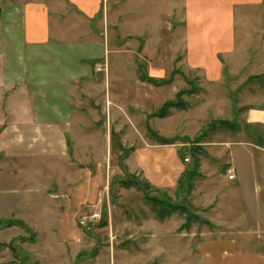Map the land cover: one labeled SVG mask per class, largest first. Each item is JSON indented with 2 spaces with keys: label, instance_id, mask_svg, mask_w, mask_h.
<instances>
[{
  "label": "rangeland",
  "instance_id": "obj_1",
  "mask_svg": "<svg viewBox=\"0 0 264 264\" xmlns=\"http://www.w3.org/2000/svg\"><path fill=\"white\" fill-rule=\"evenodd\" d=\"M21 1L0 0V18ZM61 3L52 17L68 41L83 40L73 56L94 65L74 90L75 129L8 125L35 88L6 76L26 77L32 54L14 47L18 24L0 38V264H257L264 5L237 11L232 45L214 48L207 69L189 64L182 3L106 0L92 19ZM56 89L58 102L35 106L42 119L65 121ZM164 151L176 174L154 164ZM238 175L246 188L237 192ZM96 211L100 219L81 224Z\"/></svg>",
  "mask_w": 264,
  "mask_h": 264
},
{
  "label": "crops",
  "instance_id": "obj_2",
  "mask_svg": "<svg viewBox=\"0 0 264 264\" xmlns=\"http://www.w3.org/2000/svg\"><path fill=\"white\" fill-rule=\"evenodd\" d=\"M65 1L73 4V6L78 8L81 14L91 19L100 12L103 3L106 2V0H22L15 5V8L9 7V11H7L8 14H3L0 18V22L3 23V28L0 25V38L2 33H8L7 23L18 24L19 33H16V37H14V39L18 41L15 43L14 47H18L19 44H25L23 47L27 49L28 54L31 53L33 56H31L32 59L28 57L30 58L28 60L31 61H28L30 67L27 68L28 73L26 72V77L22 74V76H18V73L16 76H6L11 82L22 80L25 85L35 88L31 104H26L13 114L12 123L10 122L8 124L13 128L18 125H26L27 129L32 130L35 128L43 129L44 125H46L50 130L55 131L64 124H68L72 129L76 128L77 122L74 120L73 116L74 112L77 111L72 108V104H74V90L80 86L81 82L84 83L92 77L94 65L85 64L88 62L86 59H78L73 56L74 54L80 53L79 51L77 52V49L83 47V45L81 46L83 40L80 39V41L76 42L68 41L67 39L72 35H69V32L65 34L66 25L62 26L64 22L59 23L51 15V8L63 6L64 4L61 2L65 3ZM122 1L144 2L161 6H165L166 4L171 6V4H173L172 6L175 7L180 6L182 3L184 6L183 21L188 27L186 35L188 51L186 53L188 54L189 64L190 66L204 67L207 69L211 65L207 62L209 61L210 55H216V52L213 51L214 48L220 52L229 49L232 45L231 39L234 37L232 35L234 31V28L232 30V22L235 23L234 17L237 11L240 9V13L252 8H262L264 5V0ZM8 27L10 28V26ZM18 34H20V37H18ZM200 39L201 41L203 40V44H200ZM208 42L211 44L208 45ZM85 45L88 44L85 42ZM10 51L9 49V52ZM13 76L16 79H14ZM15 84L16 83L13 85L15 86ZM56 88H64L63 101L68 107L65 121L42 119V115L39 112L40 109L35 106L40 100H42V102H58L59 95L55 94L57 92ZM17 93L18 92H16L14 96ZM28 106H31V108L33 106V109H29ZM53 108L55 112H59L57 107L54 106ZM81 119L82 118H79V120ZM262 120V122H264V115L262 116ZM50 134H54V132L52 133V131H50ZM167 152L168 151H164L156 155L154 164L159 169L162 167L166 168V174H176V168L178 166L174 168L171 166L170 162L166 160ZM156 153L157 152H155V154ZM234 165H238L235 159L230 168H233ZM180 172L179 176L175 179V181L177 180L176 183L179 182ZM257 173L258 172L255 171V177L258 175ZM238 178L240 179V183L237 185V192L242 188H246V186H243L246 182L245 175H238ZM157 179L159 178L157 177ZM260 180L261 182H259L258 179L254 180L253 197L257 200V207L253 215V231L255 239H258V241L256 240L257 246L255 247L257 249L255 252H257V258L260 260L257 264H264V245L262 243V240H264V180ZM154 182H156V179H154ZM252 190L253 187L251 186L250 191ZM235 231L242 232L239 228H236ZM238 235L233 237L235 239L232 240L233 245L236 244L235 242ZM237 243L238 245L241 244L239 240H237ZM239 253V250L235 247L234 254L240 256Z\"/></svg>",
  "mask_w": 264,
  "mask_h": 264
},
{
  "label": "built area",
  "instance_id": "obj_3",
  "mask_svg": "<svg viewBox=\"0 0 264 264\" xmlns=\"http://www.w3.org/2000/svg\"><path fill=\"white\" fill-rule=\"evenodd\" d=\"M227 173H228V178L229 179H234L235 178V174H234V169L233 168H229L227 170ZM101 217H102V212H100V211L93 212L92 214H90V216L87 219L81 220V224L86 225V224H88V222L90 223V222L96 221V220L100 219Z\"/></svg>",
  "mask_w": 264,
  "mask_h": 264
},
{
  "label": "trees",
  "instance_id": "obj_4",
  "mask_svg": "<svg viewBox=\"0 0 264 264\" xmlns=\"http://www.w3.org/2000/svg\"><path fill=\"white\" fill-rule=\"evenodd\" d=\"M171 81H169V79H166L165 81H162L161 82V84L163 85H165V84H169ZM179 95H181V93L179 94ZM176 106H178V107H181V105L179 106V105H177V104H175ZM166 107V106H165ZM168 113V111L167 110H165V108L164 109H162L161 111H160V113H159V115L160 116H165L166 114ZM145 199L147 200V201H149L151 198H149V197H145ZM172 206V205H171ZM176 206V205H175ZM156 211H157V214L160 216V217H163L164 215L166 216L167 214L166 213H169L170 211H169V209L166 207L165 209H155ZM4 223V222H3ZM2 222H1V220H0V224H3Z\"/></svg>",
  "mask_w": 264,
  "mask_h": 264
}]
</instances>
